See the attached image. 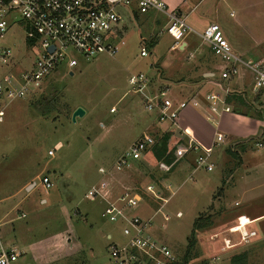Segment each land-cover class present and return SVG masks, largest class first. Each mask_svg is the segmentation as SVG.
<instances>
[{
	"label": "rangeland",
	"instance_id": "1",
	"mask_svg": "<svg viewBox=\"0 0 264 264\" xmlns=\"http://www.w3.org/2000/svg\"><path fill=\"white\" fill-rule=\"evenodd\" d=\"M217 10L219 15L213 13L203 26L214 21L233 28L241 21L242 32L234 31L237 44L243 50H252L248 54L239 53L243 61L264 59V44L257 46L256 37L264 35V0H227ZM117 11L122 16L118 29L123 35L117 40L116 56L104 54L87 61L76 55L79 65L72 72L62 67L41 89L32 86L31 96L0 103V108H5L4 123L0 124V198L4 193H17L13 203L26 198L22 205L25 210L32 209L40 199L55 203L37 208V214L23 221L19 238L34 261L21 256L16 264H114L109 244L122 246L127 238L120 224L102 218L103 203L89 200L87 194L103 181L117 189L120 177L128 172L134 176L125 179L127 183L133 179L139 191L148 183L156 185L164 193L162 198L168 199L165 204L147 198L146 204L150 206H141L135 212L148 218L163 206L155 214L149 234L166 244L178 262L232 264L234 257L246 255L247 264H264V217L252 228L247 227V231L256 232L249 242L229 229L233 223L236 226L234 218L238 224L240 215H264V138L235 149L229 148L231 142L226 139L213 149L209 163L214 165V171L208 172L197 168L196 162L193 166L185 162L194 161L198 155L190 141L174 137L179 136L174 130L169 145L172 137L179 143L169 148L174 157L171 165L165 162L151 165L144 158L131 171L114 170L116 162L144 131L156 143L168 135L161 130L168 123L159 122L157 111H146L147 93L134 92L129 79L142 73L152 82L151 79L162 76L161 64L166 58L183 63L189 62L186 58L190 51L198 48L208 51L196 35H190L192 47L187 53L173 50L175 41L167 31L158 36L148 27L151 21L158 20L163 28L167 20L163 14L153 11L133 15L122 7ZM3 44L13 49L14 57L9 67L0 68V78L21 75L32 68L39 56L37 50L26 44L25 34L18 27L9 30ZM142 47L148 51L146 58L141 57ZM206 61L219 68L228 66L210 53ZM151 88L150 85L149 92ZM253 104L255 114L264 117V106L259 101ZM78 109L85 114L74 122L73 115ZM46 110L48 115L43 114ZM232 110L249 112L243 107ZM208 130L213 132L210 126ZM59 144L60 149L55 151ZM50 151L54 152L53 157ZM100 169H105L107 175H102ZM44 177H51L53 187L49 190L43 188ZM29 179L38 184L37 189L25 188L18 193ZM231 185L234 190L229 188ZM6 229L1 227V239L11 236ZM225 238L231 240L227 245L223 242Z\"/></svg>",
	"mask_w": 264,
	"mask_h": 264
},
{
	"label": "built area",
	"instance_id": "2",
	"mask_svg": "<svg viewBox=\"0 0 264 264\" xmlns=\"http://www.w3.org/2000/svg\"><path fill=\"white\" fill-rule=\"evenodd\" d=\"M119 7L131 14H148L155 11L165 15L168 19L166 31L175 41V47L184 50L187 46L185 39L190 30L184 17L178 11H171L161 0H0V68L8 66L14 57L13 49L3 44L13 27L21 29L25 34L26 44L39 53L31 69L17 77L9 74L0 78V103H11L31 96L32 86L36 85L41 89L43 83L62 67L72 72L79 65L76 55L87 61L104 54L116 56L119 52L117 40L123 35L118 29L122 21V16L117 11ZM200 38L217 58L228 65L221 75V81L230 82L238 75L239 66L253 72V94L264 106V60L243 61L234 53L218 24L208 26ZM141 57H148L145 47L141 49ZM129 84L133 86L134 92L147 93L145 108L149 113L157 111L158 120L162 124H176L183 111L189 108L203 110L204 104L208 109V113H204L205 118L212 123H217V117L222 113L231 112L227 106V97L231 94L229 85L219 84L220 93L206 95L204 99L193 98L174 104L164 91L152 96L149 93V79L144 74L132 76ZM215 103L221 104L220 110ZM3 118L4 109L0 108V122ZM224 141L225 136H217L216 144H222ZM155 144L156 141L151 135L143 134L116 162L114 170L122 172L131 168L134 163L140 162ZM193 148L195 151L201 150L194 144ZM59 149L57 146L55 151ZM49 155L53 157L54 152L50 151ZM210 157L211 153L205 151V154L197 158V167L212 172ZM99 172L107 175L105 169H100ZM42 185L48 190L53 187L48 177L42 179ZM145 191L166 204L155 185H148ZM87 198L103 203L102 218L110 223L120 224L122 234L127 238V243L122 246L109 244V254L114 264L178 262L166 244L149 234L154 225L153 218L144 219L136 215L135 211L145 202L143 195L125 189L117 191L103 181L89 190ZM243 218L245 217L238 219V226L231 231L236 233L234 230L240 229L237 233L242 235L244 242H249L256 236V232L246 230L252 223L247 219L248 223L243 225ZM19 259L20 254L14 249L4 247L0 239V264H16Z\"/></svg>",
	"mask_w": 264,
	"mask_h": 264
},
{
	"label": "crops",
	"instance_id": "3",
	"mask_svg": "<svg viewBox=\"0 0 264 264\" xmlns=\"http://www.w3.org/2000/svg\"><path fill=\"white\" fill-rule=\"evenodd\" d=\"M161 1L166 3V5L171 11H178L179 14L182 17H184L186 25L190 30L189 33L186 35V39H185L187 46L185 47L184 50L179 49L177 47L173 48V50L177 49L182 53H187V51L191 50L192 47L190 44L191 43L190 35H196L200 38V35L205 31V29L208 26L212 24H218L212 21L210 22V24L209 23L206 24L205 27L203 26L204 21L206 22L209 21L208 17L213 16L214 14L215 16L219 15V12L217 13L218 11L217 7L219 5H222L227 0H161ZM201 7H204V11H201ZM135 14L136 13H134L133 15ZM148 27L150 31L153 32L155 31L156 34L160 36L164 31L166 32L167 30L168 19L166 20V25L163 28H161L160 24L158 23V20L151 21ZM220 28L224 34V37L227 39L234 53L237 56L243 58L242 56L243 53L244 54L251 53L252 50L249 49L243 50V47L237 44L236 35L234 31L236 30L237 34L239 32H242L243 27L241 21L235 23L233 28L232 27L225 28L224 26L223 27L220 26ZM256 37L258 38L257 46L264 44V35L258 34V36ZM200 40L202 41L201 38ZM202 43L205 44L204 42ZM205 45L207 47L206 49H208L209 52L204 50V48L203 49L198 48L193 53L190 51L187 54L189 58L188 59L186 58V60H188L189 62L183 61V63H177V61L174 59L166 58L164 63L161 64V68H163V73H161L162 76L157 79L155 78L151 79L152 82L148 78L150 83L149 85L152 86L149 93L153 92L151 93V95L156 96L160 92L164 91L166 92L167 97L170 100H172L174 104H178L183 101H188L193 98L204 99L206 95L212 93H220L219 84L225 85L226 83L221 81L222 80L221 75L228 68V66H223L219 68L214 63L212 65L208 64L206 59L209 57V53L211 55L214 54L211 52L209 46L207 44ZM239 53L242 54L240 55ZM195 59H197V61L193 65H189L190 62H193ZM261 60L264 59L260 58L257 61H253L250 59L248 61L259 62ZM197 68H199V70L195 71ZM241 68L244 69L239 70L238 75L227 83V85H229L231 90V94L227 97V106L230 107L231 112L222 113L220 116L217 117L218 122L212 123L207 121L204 115V113H208L206 104H204L205 107L203 108V110L189 108L181 113V116L176 124L169 123L168 126H165V128L161 129L162 132H166V134H172V132L176 130L179 136H174L175 138L182 137V139L188 140L192 142L194 145L199 146L201 150L196 151L198 157L201 155L198 154L197 152H202V154H205V151L212 153L213 149L219 145L216 144V138L218 135L225 136V140L227 139L228 141L231 142V146H229L230 149L232 147L235 149L236 148L235 146H239V145H240L239 147H247L246 145L249 141H253V140L257 141L258 139L262 138L261 134L264 131V120L261 116L255 114L256 110L253 108L255 107L253 106L254 105L253 102L255 103V101L256 102L258 101L255 98L252 90L254 83V74L246 67H241ZM240 100L243 101L246 104V106H250L251 109L249 110V112L247 110H243V113L242 112L235 113L232 110L234 107H238V106L246 108L245 106L239 105ZM215 105L219 110L222 107L221 104L219 103H215ZM4 118H5V108H4ZM4 118L3 121L0 122V124L4 123ZM150 126H148V129L150 128ZM209 126L210 128L212 127L213 132L212 131L210 132L209 130L207 131V128H209ZM143 134H146V132L144 131ZM58 147H61V145L59 144ZM244 151H246L245 148ZM197 158L195 156L194 161L191 162L189 161L190 159H186L185 162H187L188 165L193 166ZM136 164L137 163H134L131 166V168H129L130 169L129 171H131ZM211 165L213 166V171H214V165L213 164ZM132 176L134 175L133 174L131 175V172L130 173L128 172L123 176H121L119 179V185L116 190L117 191L119 190L123 191L124 189L131 190L132 192L135 191L140 195H143L145 197V202L142 204V207L143 206L149 207L150 204L149 206L146 204L147 198L153 199V197L150 194H147L145 188L148 185H150V183L146 184L144 187L142 186L141 191H139L137 185L133 184V179L132 181L129 180L128 183L125 181V179L131 178ZM37 187L38 184L35 183L33 179H29L25 182V184L18 191V193H20L25 188H29V189L33 188V190H35L37 189ZM229 188L234 190L235 186L231 185ZM167 189L170 191L171 187L168 186ZM162 194L164 196L163 192ZM17 195H18L17 193L14 195L4 193L0 198V230L1 227H6L7 228L6 231L8 233H12L10 237H7V235H5L4 236L5 239H1V236L0 239L4 247L8 249L16 250L20 254V257L25 256L28 259V261L31 262L32 259L27 255V251L25 249L27 246L25 247V245L21 243L19 238L21 234L20 227L23 221H25V219L38 213L36 212L38 210L37 208L52 206L55 203L51 201L48 204V201L46 199H40L36 203H41V205L43 206L39 204L36 205L35 203L32 209L25 210L22 209V205L24 202H26L25 200L26 198L19 200L17 203H13ZM218 199L220 200L221 198ZM153 200L157 201V199L155 198ZM167 200H166V204L168 203ZM162 208L163 206L160 209H158V211L160 212ZM155 214L151 217L148 218L143 217V218L144 219L153 218L154 220ZM136 215L139 216V214ZM177 215H181V213H178ZM240 217H245L249 219L252 223L249 226V228H252V226H254V224H256L259 220H261L264 217V215L248 217L246 216V214H243L240 215L238 219ZM233 222H235L236 226H233L234 225L233 223V225L229 227V229L231 228V230L238 226V224L236 223L237 222L236 218H234ZM223 242H226L227 245L229 239L225 238V241L223 240ZM28 246L30 247V245ZM33 261L34 260H32V262Z\"/></svg>",
	"mask_w": 264,
	"mask_h": 264
},
{
	"label": "trees",
	"instance_id": "4",
	"mask_svg": "<svg viewBox=\"0 0 264 264\" xmlns=\"http://www.w3.org/2000/svg\"><path fill=\"white\" fill-rule=\"evenodd\" d=\"M258 100V99H257ZM241 106H245L246 108H248L249 110L251 109L250 106H246V104L243 101H239ZM240 107V106H238ZM49 111L46 110L43 114L44 115H48ZM237 113V112H235ZM262 113H264V111H262ZM261 117L264 119V117L261 115ZM262 138H264V131L261 134ZM169 138H170V134H168L167 136H164L163 138H161L160 140L157 141V143L155 144L154 147H152L150 150L147 151V153L145 154V160L148 161L149 163H151V165H156L157 163L160 162H165L166 164L171 165L174 161V157H173V152H170L169 148L175 144L179 143V140H176L175 138L171 139V143L169 145ZM242 148V147H241ZM200 222V219H199ZM197 225L200 224L198 223ZM202 228V227H200ZM232 264H247L246 263V255H240L237 257H234V259H232ZM175 264H187L186 262L182 263V262H177Z\"/></svg>",
	"mask_w": 264,
	"mask_h": 264
},
{
	"label": "water",
	"instance_id": "5",
	"mask_svg": "<svg viewBox=\"0 0 264 264\" xmlns=\"http://www.w3.org/2000/svg\"><path fill=\"white\" fill-rule=\"evenodd\" d=\"M71 75H73V74L71 73ZM84 114H85L84 111H82L81 109L76 110L74 115H73V121L76 122V119L78 117H82Z\"/></svg>",
	"mask_w": 264,
	"mask_h": 264
},
{
	"label": "bare ground",
	"instance_id": "6",
	"mask_svg": "<svg viewBox=\"0 0 264 264\" xmlns=\"http://www.w3.org/2000/svg\"><path fill=\"white\" fill-rule=\"evenodd\" d=\"M242 222L244 223L243 225H245V223H248L247 218H243L242 219ZM234 231H237L238 232V231H240V229H235Z\"/></svg>",
	"mask_w": 264,
	"mask_h": 264
}]
</instances>
